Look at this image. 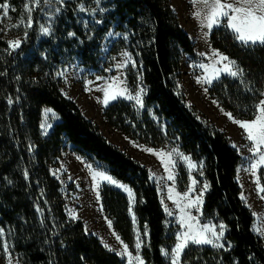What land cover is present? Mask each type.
Returning a JSON list of instances; mask_svg holds the SVG:
<instances>
[{
  "label": "trees",
  "instance_id": "1",
  "mask_svg": "<svg viewBox=\"0 0 264 264\" xmlns=\"http://www.w3.org/2000/svg\"><path fill=\"white\" fill-rule=\"evenodd\" d=\"M5 3L14 7V19L23 17L24 23L19 48L11 49L10 39L0 34V246L8 240L20 264H125L67 211L62 185L52 170L71 145L133 190L137 226L142 232L147 226L145 264H171L161 250L175 238L149 168L111 142L62 91L60 69L75 61L100 68L103 40L113 29L127 36L113 51L129 48L146 91L143 106L125 99L108 104L105 121L138 142L153 147L173 143L202 162V178L210 186L203 221L218 219L226 225L224 248L191 245L183 252L182 264H264V241L254 230L252 209L241 199L242 156L228 135L187 101L181 86L183 57L194 55L195 46L171 0H64L57 4L61 11L49 34L41 32L38 14H31L27 26L28 0H0V5ZM226 25L223 19L210 41L243 69V75H223L209 93L237 117L250 119L264 91V44L245 46ZM129 83L134 85L135 78L129 77ZM44 107L60 118L47 134L41 128ZM179 183H188L183 167ZM101 194L114 228L133 246L128 195L110 185H103Z\"/></svg>",
  "mask_w": 264,
  "mask_h": 264
},
{
  "label": "rangeland",
  "instance_id": "2",
  "mask_svg": "<svg viewBox=\"0 0 264 264\" xmlns=\"http://www.w3.org/2000/svg\"><path fill=\"white\" fill-rule=\"evenodd\" d=\"M30 2L31 0H28L27 4H30ZM171 2L175 12L179 17L180 24L191 36L195 46V54H185L182 61L181 86L185 93L186 99L205 118L210 120L217 128L224 131L230 138L231 143L235 145L241 154L242 161L238 167V180L242 188V195L246 198L244 200L246 204L252 209L255 217L254 230L262 237L264 241V199H261V196H264V193H258L257 191V181H259L260 186H264V165H259L256 169L251 171L249 170L253 164L257 163L258 156H253V153L249 151L251 142L245 138V133L243 130L237 124L233 123L232 120H230L224 113H231L235 119L241 121H251L254 119V117L250 119L237 117L231 111L225 109L216 98L210 95L209 87L223 75L229 74L222 72L219 76L212 78L211 83H207L203 80V77H213V73L210 69L206 70L200 67V65L211 66L218 59V57H214V51H218L219 53L226 56L222 51L214 47L210 41L211 32L221 23L213 26L212 29H208L206 27V23H202L208 11L206 6L202 3V0H196V3H193V0H171ZM58 3L59 0H51L50 3L45 4L41 0L40 5L37 6L31 14H38L41 25L44 27H50L55 15L57 14L55 13V9L57 8ZM8 6L9 12L7 17H4L3 12L0 11V34H3L10 40L16 39L21 41V37L18 33L19 30L22 29V24L20 23L21 18L14 19V15L11 14V11L14 9V7H12L10 4H8ZM196 12L201 13L199 18L194 15ZM13 25L19 26L14 27ZM205 33H207V36L204 35ZM126 39L127 36L125 34L114 31L113 29L110 30L102 43V61L100 68L98 69L85 67L78 61L71 62L62 67L59 71V75L60 73H63V75L60 76H62L65 82L62 91L67 97L76 101L83 114L87 118L94 121L111 142L130 153L149 168L151 177L157 184L164 209L165 206H167L168 210L172 213V215H168L166 212L168 218L167 225L170 230L169 233L173 235L175 239L173 244L167 245L163 249L168 253H171V250L179 242L178 238L180 234L187 229L185 226L180 224V209L176 207V204L173 202V200L168 199L169 189L174 187L175 192L173 195H175V193H180L182 195L184 192L188 191L192 179H195L198 181V183L195 186V190L190 193V196L194 199L197 195H199L203 185L207 182L202 178L203 172L202 168L199 167L200 162L193 160L189 154L181 151L178 145L172 143L164 146L153 147L126 136L122 132L108 125L105 121L104 110L108 104L119 99L129 100L125 95L124 97H119L116 100H110L107 104H105L103 102L105 98L104 90L109 88V85H115L110 89V92L112 93L116 92L118 89L126 88L128 93L135 95L141 87L145 89L140 81L138 68L129 48L122 47L117 52L113 51V48H115V44L118 42V40ZM124 53H129L131 55V59L135 62V66H133L131 62L124 65L123 67L119 66L124 64L126 59V57L123 55ZM229 60L232 59L229 58ZM225 63H227V61L217 63L216 67L223 68ZM235 67H237L236 64ZM131 76L135 78V84L132 86L129 83V77ZM198 78L201 80L199 83L197 82ZM205 89H207V91H205ZM262 93H264V91ZM144 95L145 92L142 96V99L144 98ZM261 99H264V95L261 96ZM129 101L135 102L134 100ZM45 109L51 108L44 107L42 111L41 125H50L46 128L41 127L42 132L47 134L52 129L54 123L59 121L60 118L52 109V111L48 113L46 117ZM149 148L155 150V152L163 151L164 153L171 152L173 149H178L179 153L190 157L191 161L194 162L197 167L191 169L190 172L188 163L182 160L178 155H176V153H173L172 160L175 162V165L174 167L169 165V167H172V171L175 174V180L170 181L167 179L169 173L165 170L164 164L161 162V158L145 150ZM165 159H167V157H165ZM88 165H91V169L88 167ZM180 167H183L188 174V183L184 187H182L179 183ZM93 171L104 172L107 175L113 177L105 167L99 163H93L87 158L79 155L71 145H68L63 151L61 157L59 158V166L52 170L62 185L69 215L74 219L82 220L88 233L96 235L100 238L103 244H108L110 248L119 253L122 250L123 245L120 244L116 240V237L112 234L114 231L119 235V233L114 228L112 219L108 216L104 209L101 189L103 185H110L122 190L123 192L125 191L113 184L108 183L107 181L101 180L99 177H97L94 182L92 175ZM118 182L124 184L120 181ZM96 184L99 185V199H97L96 196ZM205 195L206 192L202 198L203 203ZM181 203L183 205L184 203H187V201L182 200ZM202 207L199 212L195 208L186 209V211H190L193 216H197L199 218L200 225H215L217 226L216 230L219 231V225L224 223L218 219L203 221ZM70 213H74V215ZM105 218L112 221L111 228H109ZM137 229H139V227L137 226L136 221L135 240ZM139 231L142 239L146 243L147 236H144V232H142L140 229ZM224 237L221 238L219 241L220 243L224 244ZM120 238L124 244L129 246V251L132 252L133 256H135L137 254L135 250V240L133 246H131L125 242L121 236ZM4 242H7L10 247L9 252L4 253L3 245L0 246V264H8L9 254L12 258V264H20L18 255L13 251V246L6 239H4ZM144 245H142L139 251V255L142 256V258V249ZM191 245L195 244L190 243L188 247ZM182 255L183 253L181 254V259ZM121 257L124 259L125 264H129L128 257L126 255ZM167 258L171 262L170 256Z\"/></svg>",
  "mask_w": 264,
  "mask_h": 264
},
{
  "label": "snow or ice",
  "instance_id": "3",
  "mask_svg": "<svg viewBox=\"0 0 264 264\" xmlns=\"http://www.w3.org/2000/svg\"><path fill=\"white\" fill-rule=\"evenodd\" d=\"M50 2L51 0H43V3L45 4H48ZM40 3L41 0H31L30 4L25 5V13L27 15L28 27H31V13L36 9L37 6L40 5ZM63 3L64 0H59L60 5H63ZM97 3H99V0H97ZM193 3H196V0H193ZM202 3L208 9L204 21H202V23H206V27L208 29H212L213 26L220 24L223 19H226V26L232 30L235 39L242 42L243 45H255L257 43L264 44V0H202ZM12 10L15 11V9ZM0 11L3 12L4 17H7L9 12L8 4L5 3L3 5H0ZM60 11V7H57L55 9V13H59ZM81 11H84L83 7H81ZM101 11H103V9H101ZM194 15L199 18L201 13L196 12L194 13ZM20 23H24L23 17H21ZM13 26L17 27L19 25ZM41 32L44 34H49L50 28L41 25ZM70 35H74V33H70ZM204 35L207 36V33H205ZM20 43L21 41L19 40L8 41L9 47L11 49L19 48ZM123 55L126 57V59L124 61V64L119 65L120 67H123L129 62H131L133 66H135V62L132 61L131 55L129 53H124ZM213 55L214 57H218V59L211 66L200 65L201 68H204L206 70L210 69L213 73V77H203V80L205 82L211 83L212 78L219 76L222 72H225L231 75L232 77H238L243 75V69L235 67V61L229 60L227 56H224L218 51H214ZM224 61H227V63L224 64L223 68L216 67L217 63H221ZM60 75H63V73H60ZM197 82L199 83L201 82V80L198 78ZM114 86L115 85H109V88H106L104 90L105 98L103 102L105 104H107L110 100H116L119 97H124L126 95L127 99L134 100L137 105L143 106L142 96L145 92V89L143 87H141L135 95H132L128 93L126 88L118 89L114 93L110 92V89ZM205 91H207V89H205ZM261 95H264V93H262ZM8 103H13L11 98L8 99ZM255 108L256 114L254 116V119H252L251 121H241L235 119L231 113H224L230 120H232L233 123L237 124L243 130V132L245 133V138L251 142V147L249 151L253 153V156H258L257 163L251 166V169H249L250 171L256 169L259 165H264V99H261L259 103L255 105ZM51 111V109H45V116L47 117V114ZM48 126L50 125H41L42 128H46ZM233 146L235 147V145ZM145 150L161 158V162L164 164L165 170L169 173L167 179L170 181L175 180V174L172 171V167H174L175 165V162L172 160L173 153H176V155H178L182 160L188 163V168L190 172L191 169L197 167V165L191 161L190 157L184 156L182 153H179L178 149H173L171 152L167 153H164L163 151L155 152V150L150 148ZM165 157H167V159H165ZM169 165H172V167H169ZM88 167L91 169V165H88ZM199 167L203 168L202 162L200 163ZM53 174L55 175V173ZM92 175L94 182L96 178L99 177L101 180L107 181L108 183L123 189L128 194V211L132 217V222L135 225L136 216L133 212V205L136 203V199L132 189L129 188L127 185L119 183L113 177L107 175L104 172L93 171ZM24 176L27 179V171L24 172ZM197 183L198 181L192 179L188 191L184 192L182 195L180 193H175V195H173V193L175 192L174 187L169 189L168 199L173 200V202L176 204V207L180 209V224L182 226H185L187 229L186 231L180 234L178 238L179 242L171 250V253H168L166 250L163 249L161 250L162 254H164L166 257L170 256L171 264H181V254L184 252V250L188 247L190 243L195 245H210L215 249H222L225 247V245L223 243H220L219 241L225 235L226 225L220 224L219 231H217V226H209L208 224L200 225L199 218L197 216H193L190 211H186V209L195 208L199 212L203 205V195L209 190L210 186L205 183L199 195H197L193 199L190 196V193L195 190V186ZM257 185L258 193H264V186H260L259 181H257ZM95 187L97 188L96 196L97 199H99V185L96 184ZM241 199L243 200L246 198L242 195ZM261 199H264V196H261ZM182 200H186L187 203H184L182 205ZM37 211L42 212V209L38 208ZM165 211L168 213V215H172V213L168 210L167 206H165ZM70 214L74 215V213ZM105 219L109 228H111L112 221L108 220L107 218ZM112 234L116 237V240L123 245L122 250L117 254L121 256L126 255L128 257L129 264H145L144 259L142 258V256L139 255V251L142 245H144L145 243V241L141 237L139 229L136 230L135 250L137 254L135 256L132 255V252L129 251V246L127 244H124L118 234H116L114 231ZM3 235L4 229L0 228V237H3ZM144 236H147L146 225ZM9 247V244L7 242H4L3 252L8 253ZM104 247L108 248L110 251H114V249L110 248V246L106 243L104 244ZM229 247H231V244H229ZM8 264H12V258L10 254L8 257Z\"/></svg>",
  "mask_w": 264,
  "mask_h": 264
}]
</instances>
